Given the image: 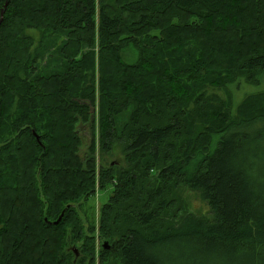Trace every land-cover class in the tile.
I'll return each instance as SVG.
<instances>
[{
  "label": "trees",
  "instance_id": "16d2710c",
  "mask_svg": "<svg viewBox=\"0 0 264 264\" xmlns=\"http://www.w3.org/2000/svg\"><path fill=\"white\" fill-rule=\"evenodd\" d=\"M3 9L0 264L92 263L95 222L78 211L107 191L100 264H264V92L233 107V91L264 75V0ZM113 146L124 165L103 168ZM183 188L212 218L186 209Z\"/></svg>",
  "mask_w": 264,
  "mask_h": 264
},
{
  "label": "rangeland",
  "instance_id": "374dc122",
  "mask_svg": "<svg viewBox=\"0 0 264 264\" xmlns=\"http://www.w3.org/2000/svg\"><path fill=\"white\" fill-rule=\"evenodd\" d=\"M30 35H36L37 31L30 29L27 32ZM123 60L127 63H131L134 62L135 58H136V54L135 52L132 51V49H126L123 54H122ZM245 83V82H243ZM256 91H260V92H264V75L262 77V81L260 82L259 85H249V84H242L240 86H238L234 91H233V99H234V114H236V109L239 106V103L241 101V99L243 100L245 94L247 95L248 93H253ZM208 93L209 94H213L216 95L219 99H221L223 102H225L227 100V95H225V92L223 90H214V89H208ZM93 112V111H92ZM80 135L83 138V147L82 149L84 150L89 139H90V135L91 133L89 132V129H84L81 128L80 129ZM95 141H96V160L98 158V141H97V136L95 137ZM124 154L122 152V148L121 146H113L112 149L107 152V153H103V155L101 156V165L103 168L108 167L110 164H121L124 165ZM110 192V191H109ZM109 192H105V193H96L95 196L90 197L88 199V201L86 202V204L84 206H82V209L78 211L80 217L82 218V220L84 221V216L85 218L87 217L89 220H94L95 223L94 224V228H95V232H94V238H95V243H94V253H93V261L92 263L90 262V258H86L85 261L82 264H100V256L105 254V252L107 251H103L102 252V245L104 243H107V246L109 245V241L102 238L100 236V233L98 232V223H99V214H100V208L101 206L106 203L107 197ZM181 197L184 200V203L186 207V209L190 212L193 213L195 215L198 216H204V217H208V218H212V216H210V211L209 208L207 207V205L200 199L199 195L197 192L195 191H189L188 189L183 188L181 190ZM77 246H80V242H76ZM110 246V245H109ZM72 247V246H71ZM72 259V257H71ZM111 263H115L117 264V262L112 259L111 255H106L104 256V259L102 261L101 264H111Z\"/></svg>",
  "mask_w": 264,
  "mask_h": 264
},
{
  "label": "water",
  "instance_id": "95a60500",
  "mask_svg": "<svg viewBox=\"0 0 264 264\" xmlns=\"http://www.w3.org/2000/svg\"><path fill=\"white\" fill-rule=\"evenodd\" d=\"M5 7H6V4H5V6H4V9H5ZM4 9H3V10L1 11V13H0V23H1V21H2V17H3ZM33 134H34L36 140L38 141V137H37V135L35 134V132H33ZM62 215H63V212H62V214L60 215V217L54 222L55 225L60 221V218H61ZM103 247H104V248H107V243H104V244H103ZM70 251H71V252L73 253V255H74L73 263H75V261H76V260L78 259V257H79V253H78L77 249H75L74 247H71V248H70Z\"/></svg>",
  "mask_w": 264,
  "mask_h": 264
}]
</instances>
